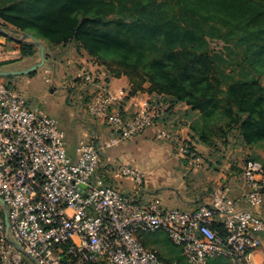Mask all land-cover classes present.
Wrapping results in <instances>:
<instances>
[{"label":"built area","instance_id":"built-area-1","mask_svg":"<svg viewBox=\"0 0 264 264\" xmlns=\"http://www.w3.org/2000/svg\"><path fill=\"white\" fill-rule=\"evenodd\" d=\"M1 33L0 55L9 36ZM91 82V75L82 74L70 88ZM127 97L124 88L105 84L91 91L89 114L118 137L104 143L81 139L69 152L57 118L28 106L14 87L0 85V263L26 264L27 257L36 264H176L141 242V235L162 231L190 263L221 257L255 264L252 253L264 251V216L256 211L264 205L261 162L243 166L245 192L230 196L217 189L208 205L191 211L142 201V178L131 167L121 168L134 182L130 193L96 174L104 148L142 133L157 115L143 102L125 118L119 106ZM180 150L195 159L187 145Z\"/></svg>","mask_w":264,"mask_h":264},{"label":"trees","instance_id":"trees-1","mask_svg":"<svg viewBox=\"0 0 264 264\" xmlns=\"http://www.w3.org/2000/svg\"><path fill=\"white\" fill-rule=\"evenodd\" d=\"M168 1L0 0V20L49 45L75 42L112 76L128 77L133 92L149 84L172 104L209 117L221 112L245 144L264 142V85L247 73L238 79L234 70L226 73L206 40L235 42L243 55L235 65L264 73V8L257 0H179L177 8ZM201 19L212 23L206 29ZM237 27L247 33L237 34ZM19 43L22 57L34 54V43Z\"/></svg>","mask_w":264,"mask_h":264},{"label":"crops","instance_id":"crops-1","mask_svg":"<svg viewBox=\"0 0 264 264\" xmlns=\"http://www.w3.org/2000/svg\"><path fill=\"white\" fill-rule=\"evenodd\" d=\"M18 33L20 35L19 37L11 35L6 36L3 45L4 52L0 55V63H2L0 65V71L23 70L38 61L36 51L31 56H21L19 41L26 40L22 38L24 37V34L19 31ZM43 45L46 59L45 63L40 67L42 68L45 66L42 73L39 72V68L32 75H23V77H0L24 78L20 81L21 85L25 90L28 89L33 92L36 91L41 93L40 91L43 90V84L52 86L51 92L58 94L55 96L54 100L50 101V104L53 109L59 113L57 119L61 128L65 132L69 152L73 151L77 142L81 139L90 138L97 143H104L105 141L116 139L118 135L113 129L95 120L89 114L87 103L91 91L87 92L83 88L72 89L68 87L71 83L69 85H67V83L64 85L63 82H60L62 77L68 79V76H75L74 62L76 61L68 62V65H70L68 68H64V66H61L60 63L56 61L54 62L55 65L49 64V61L47 60L48 51L45 50L48 46L45 43H43ZM99 70V73L94 76V82L91 85L92 91L102 84L107 85L112 90L124 88L128 92V97L123 100L119 108L123 112L125 118H130L137 106L143 102H147L150 107H155L157 109V115L153 124L146 129L142 135H140V138L144 139L148 136L147 133L150 132L149 130H153L155 127L162 128V125L165 123L171 124V130L176 137H179L182 140L187 138L189 141H192L195 146H197V144L193 140H196L193 133L194 128H201V132L207 134L205 129L210 127V121L213 119V117H211L212 115L209 117L205 115V112L193 110L185 103L179 102L172 104L166 96L151 90L149 84H143L141 90L133 92L132 84L128 77L123 75L114 77L109 74L108 70L105 68L101 69L99 67ZM27 76H29V78ZM62 86H65L64 90L57 89ZM87 97L88 99L86 100ZM70 100H72V102H70ZM84 101H87V103H84ZM161 116L164 117L161 118ZM159 117L160 119L157 120ZM162 120L165 121L163 122ZM192 136H194L193 139ZM200 138L204 142V145L209 144L206 136L202 135ZM245 145L249 147L257 146L256 144ZM127 148V146L122 145H117L116 147L115 145H112L108 148H104L103 153H105L106 156H103L104 161L101 160L100 157L99 166L97 168V170H99L96 174L99 177H102L106 184L110 186H113L111 184H114L113 187H116L123 192L130 193L133 190L130 181H128L127 178L117 176L109 167L114 154L123 162V165L124 163H127L126 160L130 159L128 151L132 149ZM197 148L198 147H196L195 150H198ZM253 156L258 158L256 154ZM167 158V156L158 155V160L161 163L169 161ZM193 158L195 159L181 154L176 159H172L177 163L175 169L177 170L178 176L173 178H167L164 176L160 177L155 186L151 187L150 185H147L144 190L141 189L140 199L144 202L151 199H157L165 208H178L185 211H191L196 207L208 205L212 195L217 189H226L230 196H238L246 191L241 175L238 177H229L228 174L224 173L223 169L213 171L212 169H209L207 165L203 164L199 158H196L195 156ZM143 159L148 160L147 156L143 157ZM185 165H188L189 167ZM186 169L189 170V172L186 171ZM256 211L264 216V205L261 208H257ZM224 259L222 258L223 261ZM252 260L255 264H264V251L260 249L254 251L252 253Z\"/></svg>","mask_w":264,"mask_h":264},{"label":"rangeland","instance_id":"rangeland-1","mask_svg":"<svg viewBox=\"0 0 264 264\" xmlns=\"http://www.w3.org/2000/svg\"><path fill=\"white\" fill-rule=\"evenodd\" d=\"M167 5L172 8H177L181 4L179 5V0H169L167 2ZM256 5L260 9L264 8V3L261 2V0H257ZM199 11L203 13L202 10ZM190 19V17L185 18V20ZM198 21L206 29L212 23H207L202 19ZM239 24L242 25L241 23ZM256 29L259 30V27H255V30ZM1 30L11 36H20L16 28L4 23L2 20H0V31ZM258 30L255 31V33H260ZM235 31L237 34L243 35L244 33H247V29L240 27H237ZM261 34L262 33L258 35ZM206 40L209 53L222 55L225 61L223 63L220 61H216V63L220 65V67L223 68L226 73L230 70H234L233 74L237 79L244 78L245 74L247 73V78L254 77L259 80L260 84L264 85V73L258 74L252 72L245 65H235V61H239V59L243 57L242 46H238V44H236L235 42H231V44L229 45L227 43L224 44L216 38H206ZM40 41L47 44L48 46V48L45 50L48 51L47 60L49 61V64L55 65L54 62L56 61L59 62L61 66H64V68H68V66H70L68 65V62L76 61L74 62L75 74L73 73L75 76H68V79L62 77L60 82H63L64 85L66 83L67 85H69L70 83H72V81H74V79L82 74H89L92 78H94V76H96L100 71L99 67L101 69L105 68L102 64L103 60H101L100 58L89 56L87 52L82 47H79L75 42H68L61 45H49L45 40ZM26 42H32V40L30 38H26ZM34 48L36 51V57H38V47L35 43ZM258 67H262L261 64H258ZM44 69L45 66L40 68L39 72L42 73ZM35 72L36 71H34L33 74ZM27 77L29 78V76ZM23 79L24 78L19 77H0V85L14 87L20 93L23 100L28 106L36 107L45 115L54 116L55 118H57L59 113L55 109H53L50 101L54 100L55 96L58 93L51 92L52 86L43 84V90L40 91L41 93L36 91L33 92L28 89L25 90L23 88L20 83V81ZM91 85L92 82L87 86L77 87L76 89L83 88L85 89V91L89 92L92 91ZM57 89L64 90L65 86ZM87 99L88 97L86 98V100ZM70 102H72V100H70ZM84 103H87V101H84ZM163 117L164 116H161V118ZM159 119L160 117L157 118V120ZM162 121L164 122L165 120ZM210 122V127L205 129L207 134L201 132V128L193 127V133L196 137V140L193 139L194 136H192V139L196 142L197 146L193 145L192 141H189L187 138L182 140L181 138L176 137V135L173 134L174 132L171 130V124L169 123L163 124L162 128L155 127L153 130H149L150 132L147 133L148 136L144 139L140 138V135H142V133L144 132L143 131L130 140H117V142H119H116L114 144L115 147L117 145H122L127 146L128 148H132L133 150L130 149V151H128V156L130 157V159L126 160L127 163H124V165L122 164L123 162L119 160L118 156L114 154L111 160V165L109 167L112 169L114 174L122 178L127 177L122 175L121 168L123 166L131 167L141 175V189L144 190L147 185H150L151 187L155 186L157 181H159L160 177L162 176L167 178L178 176L177 170L175 169L177 163L172 159H176L182 154L180 148L183 145H187L191 153H193V156L199 158L203 164L208 166L209 169H212L213 171L223 169L224 173L228 174L229 177H238L240 175L242 177V168L248 161L256 160L264 165V142L256 144L257 146L251 147L245 145L238 134L236 125L230 124L229 126H227L228 120L221 114V112L216 113ZM202 135L207 137V142H209L208 145H204V142L200 138V136ZM87 140L92 139L88 138ZM196 147H198V150H195ZM255 154L258 156V158L253 156ZM158 155L167 156V160L169 161H167L166 163H161L158 160ZM103 156L106 155L102 152L100 156L101 160H103ZM146 156L148 160L143 159V157ZM185 166L189 167L188 165ZM186 171L189 172V170L187 169ZM127 179L128 181H130L131 187L133 188V180L130 178ZM111 185L114 186V184ZM258 213L261 214L260 212ZM140 238L148 249L155 251L160 258L167 262H173L176 264H194L187 261V259L182 255L181 249L178 246L174 245L166 235V233L162 231L156 232L154 234L141 235ZM25 259L26 264H36L34 261L27 257H25ZM214 261L218 262L223 260L222 258L218 257L209 258L207 259L206 264H212ZM224 262L225 264H232L229 258L224 259Z\"/></svg>","mask_w":264,"mask_h":264},{"label":"water","instance_id":"water-1","mask_svg":"<svg viewBox=\"0 0 264 264\" xmlns=\"http://www.w3.org/2000/svg\"><path fill=\"white\" fill-rule=\"evenodd\" d=\"M25 38H30L33 43L36 44L38 47V61L31 65L30 67L19 70V71H0V76H23V75H29L30 73H33L37 69H39L45 62V52H44V45L43 43L37 39L36 37L30 35V34H24ZM2 205L4 203L0 201ZM5 223L7 225V221L5 220Z\"/></svg>","mask_w":264,"mask_h":264}]
</instances>
